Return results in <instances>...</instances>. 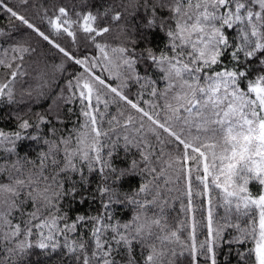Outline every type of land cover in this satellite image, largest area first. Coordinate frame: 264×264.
I'll use <instances>...</instances> for the list:
<instances>
[{
  "label": "snow or ice",
  "instance_id": "obj_1",
  "mask_svg": "<svg viewBox=\"0 0 264 264\" xmlns=\"http://www.w3.org/2000/svg\"><path fill=\"white\" fill-rule=\"evenodd\" d=\"M20 4L46 28L0 0V264H264V0Z\"/></svg>",
  "mask_w": 264,
  "mask_h": 264
},
{
  "label": "trees",
  "instance_id": "obj_2",
  "mask_svg": "<svg viewBox=\"0 0 264 264\" xmlns=\"http://www.w3.org/2000/svg\"><path fill=\"white\" fill-rule=\"evenodd\" d=\"M10 6H13L17 11H20L22 14L26 15L27 18H29L30 20H32V22L38 24L40 27L42 28H46V24L44 22L41 21L40 17L35 15V9L34 8H27L23 5L20 4V0H8ZM33 2H35V0H33ZM47 2L49 3V5L52 2H57V3H70L71 0H47ZM15 23H19V22H15ZM0 29H4L5 31H11L12 30V23L10 22V18L4 14L2 11H0ZM23 31L28 32L29 30L27 29H23ZM36 37L33 36V40L35 41ZM43 43V42H42ZM61 43L67 45L68 41L66 40H62ZM43 50L47 51L48 50V46L46 44H43ZM62 60V57H60L59 55L55 54V50H52V52L49 54V65L52 64H60ZM66 67V71L61 73H55V75L53 76L52 72H51V67L49 68V80H50V89L49 88H45L46 92H51V93H58L60 91L61 88L64 87V84L66 82V80L70 77V75L73 73V71L76 69L77 66H75L74 64L68 63L65 65ZM142 71V69H141ZM29 72L31 73V69H29ZM28 84L32 85L33 87L36 86V84L38 83L32 75H30L27 78ZM118 83V82H117ZM25 87H27V85H25ZM138 90V86L135 84H131L130 86V92L132 95H134ZM51 103L50 99H41L39 102H36L35 99L31 102V106L35 111H42L43 109H45L48 104ZM68 106H65V110ZM74 111L78 114L79 111V106L78 104L76 105H72ZM3 111H8V108L5 107L3 109ZM76 119V116H72L70 120H68L66 122V126L67 128H71L72 127V121ZM0 126L7 128H11L14 125L12 123H0ZM171 216L172 217H178V218H183L180 214V202L176 201L173 208L169 209ZM203 235L200 236V239H203ZM226 251V249H225ZM186 259L185 258H182ZM220 264H224V256L223 253L220 256ZM231 259V264H236V259L234 256L230 257Z\"/></svg>",
  "mask_w": 264,
  "mask_h": 264
}]
</instances>
